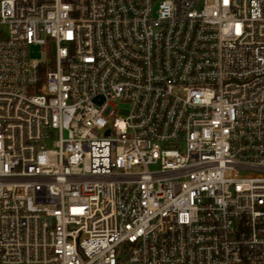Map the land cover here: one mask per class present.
<instances>
[{"label":"built area","instance_id":"obj_1","mask_svg":"<svg viewBox=\"0 0 264 264\" xmlns=\"http://www.w3.org/2000/svg\"><path fill=\"white\" fill-rule=\"evenodd\" d=\"M0 264H264V0H0Z\"/></svg>","mask_w":264,"mask_h":264},{"label":"rangeland","instance_id":"obj_2","mask_svg":"<svg viewBox=\"0 0 264 264\" xmlns=\"http://www.w3.org/2000/svg\"><path fill=\"white\" fill-rule=\"evenodd\" d=\"M36 57L39 58V59L42 58V56H40L39 53L36 54ZM126 107H127V106H126ZM118 114H119L120 116H125V115L127 114V110L125 109V106H122V107H120V108L118 109ZM48 147H50V145H48Z\"/></svg>","mask_w":264,"mask_h":264}]
</instances>
